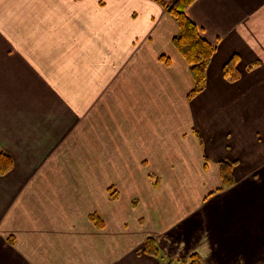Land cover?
I'll use <instances>...</instances> for the list:
<instances>
[{"label": "crops", "instance_id": "crops-1", "mask_svg": "<svg viewBox=\"0 0 264 264\" xmlns=\"http://www.w3.org/2000/svg\"><path fill=\"white\" fill-rule=\"evenodd\" d=\"M186 14L215 46L192 97L155 0H0V264H264V0Z\"/></svg>", "mask_w": 264, "mask_h": 264}, {"label": "trees", "instance_id": "trees-1", "mask_svg": "<svg viewBox=\"0 0 264 264\" xmlns=\"http://www.w3.org/2000/svg\"><path fill=\"white\" fill-rule=\"evenodd\" d=\"M155 1L167 10L168 14L177 24L178 32L172 38V45L188 66L193 83L187 97H192L203 91L205 87L206 69L215 51V46L201 35L199 29L191 22L186 14L187 8L195 0H174L168 8L162 0ZM223 74L233 80L238 77L235 59H231L225 64ZM12 167L13 162L10 156L0 150V176L8 173ZM231 169V163L221 164L220 174L222 185L219 190L231 186ZM88 219L95 227L103 228V221L97 214H90ZM142 252L152 257H158L160 255L159 248L153 237L145 239ZM177 263L201 264V259L197 254L193 253L183 260H178ZM167 264H172V262L170 261Z\"/></svg>", "mask_w": 264, "mask_h": 264}, {"label": "rangeland", "instance_id": "rangeland-1", "mask_svg": "<svg viewBox=\"0 0 264 264\" xmlns=\"http://www.w3.org/2000/svg\"><path fill=\"white\" fill-rule=\"evenodd\" d=\"M174 1V0H173ZM172 2V1H171ZM171 2H168V3H165V6L168 8V6H170ZM165 10V8H164ZM165 12L168 14L167 10H165ZM193 191H196V188L193 187ZM211 196V195H210ZM120 202V200L118 201V203ZM121 205L122 202L120 203ZM138 216L137 212L134 211V210H130L128 211V215H127V218L129 220L128 224H127V229H126V232L124 234L125 237H123V240L121 241L120 245L123 247V246H126V245H136V241L137 239L139 238V235H140V230H139V227L136 226V223L133 222V220L136 219V217ZM103 221V220H102ZM126 241H125V239ZM133 238V239H132ZM120 241H117V245ZM133 248V247H132ZM132 248H129L128 251L129 252H133L135 251L134 249ZM124 249V248H123ZM123 249L119 250L118 252H124ZM128 252V253H129ZM162 259H158L160 261V264H165V257H161ZM114 259V258H113ZM172 264H179L177 263V260H172L171 261Z\"/></svg>", "mask_w": 264, "mask_h": 264}]
</instances>
